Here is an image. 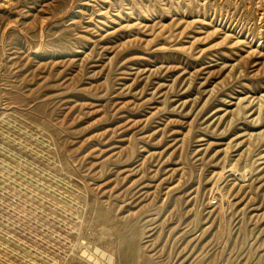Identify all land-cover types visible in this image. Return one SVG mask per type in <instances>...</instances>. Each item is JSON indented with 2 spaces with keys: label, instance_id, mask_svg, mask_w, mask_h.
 I'll return each instance as SVG.
<instances>
[{
  "label": "rangeland",
  "instance_id": "rangeland-1",
  "mask_svg": "<svg viewBox=\"0 0 264 264\" xmlns=\"http://www.w3.org/2000/svg\"><path fill=\"white\" fill-rule=\"evenodd\" d=\"M0 264H264V0H0Z\"/></svg>",
  "mask_w": 264,
  "mask_h": 264
}]
</instances>
